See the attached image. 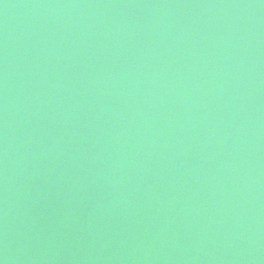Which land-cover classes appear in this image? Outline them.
Listing matches in <instances>:
<instances>
[{"label":"bare ground","instance_id":"1","mask_svg":"<svg viewBox=\"0 0 264 264\" xmlns=\"http://www.w3.org/2000/svg\"><path fill=\"white\" fill-rule=\"evenodd\" d=\"M18 4L24 5L19 17L27 23L21 32L34 26L35 15L50 13L51 20L66 19L71 34L61 45L47 42L31 53L42 39L32 27L30 40L33 44L35 37L37 42L26 52L14 41H2L0 79L12 87L0 96V117L6 115L9 126L46 137L63 96L54 86L70 80L74 72L64 74L75 56L65 61L63 45L73 43L77 52L82 40L83 47L97 45L94 61L108 62L115 52L117 67L123 68L119 81L128 68L132 78L138 65L141 74L135 76L142 86L135 79L126 89L120 87L128 95L120 101L125 118L112 113L107 117L122 129L125 124L120 122L137 118L145 126L139 143L134 134L133 145L127 139L119 141L118 129L111 126L90 136V142L97 143L81 142L83 152L101 150L102 144L113 148L111 155L122 157L119 168L110 172L119 181L108 192L119 193L109 198L111 220L105 230L100 225L98 232L86 236L93 234L91 240L81 242L83 247L61 255L64 235L53 229L42 232L43 225L29 223L24 238H12L20 254H2L7 249L0 239V264H264V0H0L2 36L17 33L18 28H6L5 17L13 22ZM167 58L174 61L168 63ZM69 84L68 93L82 95ZM92 85L96 84L88 80L87 86ZM113 87L119 92L118 85ZM143 98L147 112L139 111ZM4 128L0 122V133H14ZM110 140L113 146L107 144ZM161 162L166 177L158 175ZM13 165L0 156V178ZM147 166L148 176L143 178ZM95 173L98 181H105L102 171ZM70 175L60 170L59 176L67 181L55 188L48 211L68 227L75 217L61 199L67 194L76 204L79 200L68 186ZM14 187L11 183L2 195L17 226L20 207L9 195ZM36 202L31 198L29 208L37 209ZM113 244L117 248L110 253Z\"/></svg>","mask_w":264,"mask_h":264},{"label":"water","instance_id":"2","mask_svg":"<svg viewBox=\"0 0 264 264\" xmlns=\"http://www.w3.org/2000/svg\"><path fill=\"white\" fill-rule=\"evenodd\" d=\"M23 6L18 4L15 8L16 14L13 15V22H10L11 17H5L7 29H18L16 34L8 33L5 36H2L0 32L1 53L5 47L2 43L4 40L14 41L16 45L25 52L32 45H35L37 39L33 37V39H35L33 44L30 40L32 39L30 36L33 32L32 28L35 29L36 35L42 39L29 50V53L47 42H53L54 46L61 45L64 38L71 34L66 19L63 21L56 19L51 20L54 17L52 16L54 14L50 13H48V16L47 14L35 15L34 26H31L32 28H28L25 32H21L20 27L27 25L26 18L21 19L19 17L24 8ZM4 13H7L6 8H4ZM101 35L103 36V39L107 38L103 33H100L99 36ZM46 38L47 41L43 42ZM48 38L52 39V41ZM83 44H85L84 40L79 43L80 46L77 51L79 53L75 51L73 43L63 45L65 46L66 51L64 56L65 61L69 60L72 56H75L73 64H70V68L64 71V74L66 75L67 72L70 71L74 72L72 73L73 76H71L72 74L70 75V80L66 78L59 80V83L54 86V92L62 94L63 96L59 105L55 106V108L58 109L55 113V118L49 120V129L46 133V137L40 139L34 137L35 133H24L20 126L12 128L8 125L6 115L0 117V122H3L5 125L4 129L7 130L8 128H12L14 131L11 135L0 133V149H2V147L4 148L3 151L0 150V156L4 155L6 160L15 164L8 167L5 170L6 174L4 173L3 177L0 178V239L4 242V248L7 249L2 252V254H5V252H10L13 256L20 254L19 252H16V244L12 238H24L29 223L43 225L41 229L42 232L47 229L60 231V234L64 235L60 239V241L65 244L61 251V255H64V252L70 253L76 248H79V246L80 248L83 247V245H80L83 240L88 242L94 237L92 234L86 238L88 234L95 231L98 232L97 229L100 225L103 227V230H105L111 220V216L107 212L109 198L115 197L119 193V190L116 194L111 196L108 191L116 187L119 179L110 175V172L119 168L118 161H120L122 157L111 155L110 151L113 148H108V145L103 147L102 144H100L101 150L98 149L95 152L87 150V152H83L80 147H84L83 145L81 146L82 141L97 143L94 140L90 142V136L96 131L106 130L108 126L118 129L116 132H119V136L117 137L120 139L119 141L127 139L133 145L134 134H136V139L139 143V133L145 126V122L141 121V118H137V121L132 122H120V124H125L122 129L121 126L116 125V123L110 122L107 116L112 113L116 118H121L122 116L125 118L123 110L126 108L121 105L120 101H123L128 95L122 94L123 90H120V87L126 89L127 83H132L135 79H137L138 84L140 83L142 86L140 77L135 76L140 75L141 70L136 64V67H134L135 75L130 78L129 75L132 69L128 68L125 74H123L122 79L119 81L123 68L118 69L119 67H117V63L119 64V60L114 58L115 52L112 57L108 58V62H105L107 59L105 61H94V57L99 50L97 45L93 46L90 43L91 46L87 45L86 47H83ZM85 49H87V51ZM63 52L64 49L61 51V54H63ZM14 57L19 58L21 56L14 54ZM171 61L174 60L167 58L168 63ZM121 66H124V64L121 63ZM110 67L111 69L107 71V74L105 73L103 75L102 70ZM128 67H130V65ZM40 72L42 71L38 70V73ZM85 75L88 76L87 81H85ZM42 76L46 77L47 80L50 79L49 74H42ZM103 76L105 77L104 79ZM22 77H24L23 74ZM24 79L25 78H23V80ZM88 80L93 84L98 85L97 88L95 87L96 85H92L91 87L87 86ZM5 81L0 79V96L12 87L9 81ZM69 82L73 87L81 91L82 95L75 92L68 93L66 90L70 86ZM149 82L150 81H148V83ZM2 84L3 86H1ZM5 84L9 87L7 88ZM113 85H118L119 92L114 89ZM111 93H113V96L108 98ZM150 94L151 90L148 89V95ZM131 101L132 98L126 102V105L130 106ZM155 102L160 103L161 99L155 100ZM140 104L141 107L139 111L143 110L147 112L148 101L143 98L140 101ZM108 105L114 106L116 110L112 112V110L108 108ZM131 115L135 118L136 115L138 116L134 111ZM146 119H148V117H146ZM99 122H101L102 125L97 128L96 124ZM130 126L132 127L131 130L124 133L123 130L128 129ZM45 138L47 139L46 141ZM110 143H112L111 140L107 141V144ZM113 144L110 145L113 146ZM174 153L177 154V152ZM168 155H170L169 152L166 155L161 156ZM178 156L194 155H180L179 153ZM201 156L208 155L201 154ZM14 157H16V159H14ZM161 160L164 161V158ZM165 167L166 166H164L162 162L159 163L157 166L158 175L166 177L164 172L166 169ZM61 169L71 174L69 178L70 185L68 186H72L75 195L79 199L77 204L76 201H71L67 194L61 199L62 204L71 209L70 212H72V216L75 217V220L69 227L63 225L57 215L48 212L52 207L51 205H53L52 201H54L53 195L55 188L58 186L62 187V185H64L63 183H66L67 181L66 178L59 176ZM98 170L102 171L101 175H104L105 181H98L99 175L95 173ZM3 172L4 168H0V174ZM74 175L78 177V180ZM141 175L143 178L148 176V166L142 171ZM140 180L141 179L136 178V181ZM147 181L146 178L142 179V182L138 186L140 192H144V184ZM11 183L15 186V189H9L11 201L13 204L20 207L19 215L21 219L17 226L13 224L14 219L10 217L8 205L2 195V191L6 190ZM57 191L60 192L61 190ZM103 192L109 193V196L99 200L98 196ZM31 198L37 199L36 205L38 210H32L29 208ZM47 215L52 217L46 220ZM57 225L61 228H56ZM19 226L23 227V230L20 231ZM87 226L89 229H87ZM87 246L91 251L92 243L90 242ZM114 248H117L115 244L111 247L110 253Z\"/></svg>","mask_w":264,"mask_h":264}]
</instances>
